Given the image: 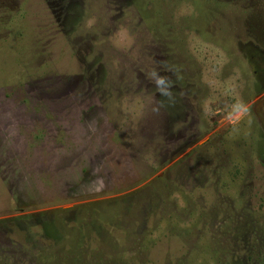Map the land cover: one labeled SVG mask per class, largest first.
<instances>
[{
    "label": "rangeland",
    "instance_id": "obj_1",
    "mask_svg": "<svg viewBox=\"0 0 264 264\" xmlns=\"http://www.w3.org/2000/svg\"><path fill=\"white\" fill-rule=\"evenodd\" d=\"M103 210L42 261L264 264V0H0V260Z\"/></svg>",
    "mask_w": 264,
    "mask_h": 264
},
{
    "label": "trees",
    "instance_id": "obj_2",
    "mask_svg": "<svg viewBox=\"0 0 264 264\" xmlns=\"http://www.w3.org/2000/svg\"><path fill=\"white\" fill-rule=\"evenodd\" d=\"M58 213L60 212H57L56 214ZM105 213L106 211L104 210L101 212L99 211L97 218H95L91 223L88 224H82L79 218L77 219V217L73 214H72L73 216L72 219H68L69 221H71V224H64L65 220L62 221L59 218H52L51 216L40 217V218H37L35 216H30L32 218H35L33 219L34 225L31 228L32 232L35 238L37 239V241L38 242L41 241V246H42L41 247L42 249L39 250V259H40L39 262L41 264H45L41 259V255L44 249L46 250L49 248L62 246L64 242L63 240L67 238V236L64 235L67 234H69L70 236H74V238H76V240L73 239V243L71 244V246L68 243V246L70 247V250L68 251V255L69 256H75L76 254L78 255L81 251L74 249V247L77 246L78 243H80L81 246L82 245L84 246L86 245V242H88L89 240H91V238L95 236L96 233L105 230V224L103 221V217L104 215H106ZM21 218L22 217H12L11 219L3 220L2 222H0V223H6L11 221L13 222L11 227H8V229L6 228L7 235L9 236L10 240H13L11 239L12 238L11 236L13 235L17 237L19 242H21V238L24 235V226H22L19 222L21 221ZM63 227H68L70 231L67 234H65V232L61 233V228ZM30 251H31L30 252L31 257H33L36 260L37 258L36 250L32 251V249H30ZM69 260L70 259L67 258L64 259V262L61 261L59 263H54V264H69L68 263ZM0 264H3L2 259L0 260Z\"/></svg>",
    "mask_w": 264,
    "mask_h": 264
}]
</instances>
